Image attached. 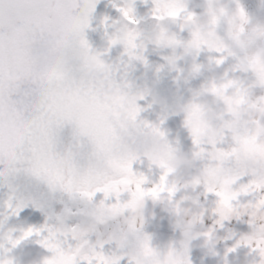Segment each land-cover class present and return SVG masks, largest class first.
I'll list each match as a JSON object with an SVG mask.
<instances>
[{
    "label": "clouds",
    "instance_id": "1",
    "mask_svg": "<svg viewBox=\"0 0 264 264\" xmlns=\"http://www.w3.org/2000/svg\"><path fill=\"white\" fill-rule=\"evenodd\" d=\"M0 264H264V0H0Z\"/></svg>",
    "mask_w": 264,
    "mask_h": 264
}]
</instances>
